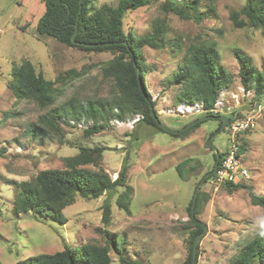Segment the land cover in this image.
<instances>
[{"label": "rangeland", "instance_id": "obj_1", "mask_svg": "<svg viewBox=\"0 0 264 264\" xmlns=\"http://www.w3.org/2000/svg\"><path fill=\"white\" fill-rule=\"evenodd\" d=\"M174 1L183 3L185 0ZM117 2L96 0V5H116ZM245 2L201 0L198 9L201 19L180 17L164 7L165 0H152L126 14L124 28L136 36L151 33L155 22L166 25L169 45L158 49L145 46L143 54L149 69L148 89L167 128L180 130L197 118L207 116L203 112L173 115L167 110L179 102L181 63L191 45L216 43L220 65L229 71L233 91L243 84L235 50L251 56L259 70L264 68L262 29L250 25L235 27L230 18V13L239 11ZM41 11L42 0H0V148L6 149L5 156L0 157L2 264H14L41 252L53 253L62 250L64 244L73 249L85 242L106 244L105 228L116 235L128 259L145 264L182 262L189 252L188 231L195 228L190 224L188 206L197 184L216 162L215 150L208 142L221 127V119L210 116L184 136L161 131L143 120L133 128L110 123L90 135L85 134L84 128L61 119H58V128L48 129L46 122L41 123L48 131L45 135L29 131L28 127L33 123L37 125L49 111L72 100L86 104L89 100H108L114 95L112 78L103 75V67L113 53L87 51L39 34L35 26ZM174 40L181 43V48L175 47V51L172 50ZM24 58L31 60L46 78L54 80V101L47 107L34 99H18L8 87L13 64H19ZM73 69L77 73H72ZM252 92L244 98L241 108L252 100L260 101L263 108L260 118L243 136L242 162L251 175L245 184L263 195L264 94L253 97L256 90L253 88ZM225 129L212 138V144L219 151L229 144ZM82 146L106 148L100 166L113 179L126 160L127 185L99 198L77 195L75 202L64 208L62 219L31 210L20 214L13 211L19 181L33 179L46 168H64V158L78 153ZM188 157L195 158L192 164L198 166L183 179L176 165ZM84 167L98 169L93 164ZM199 191L208 192L211 198L202 204L198 215V220L207 225V232L199 243L197 264H229L240 245L251 239L264 223V209L252 203L248 188L230 193L223 186L205 180ZM108 196L112 204V223L105 227L101 206ZM120 197L127 208L118 204ZM189 225L190 228L185 229ZM110 255V264H123L115 250H111Z\"/></svg>", "mask_w": 264, "mask_h": 264}, {"label": "trees", "instance_id": "obj_2", "mask_svg": "<svg viewBox=\"0 0 264 264\" xmlns=\"http://www.w3.org/2000/svg\"><path fill=\"white\" fill-rule=\"evenodd\" d=\"M151 1L118 0L116 5L103 3L97 6L96 0H42V11L35 26L39 34L52 36L61 43L87 51H111L113 53V57L103 67V75L112 78L114 95L108 100H89L86 104L80 102L76 104L72 100L61 108L49 111L37 125L34 123L30 125L29 131L42 136L47 131L41 124L43 122H46L48 129H53V127L58 128V119L86 116L94 120V125L84 130L85 134L90 135L105 129L107 121L115 115V108L119 110L117 113L119 117L124 118L128 113H141L144 116L142 120L146 123L176 136H184L201 125L202 122H198L187 130L170 131L159 125L151 114L150 103L154 105L159 117L156 101L147 85L146 77L149 69L145 63L143 48L145 46L154 49L167 47L169 45L167 28L164 22H155L152 32L143 36L126 32L124 28L126 14ZM200 3L201 0H185L183 3L165 0L164 7L182 18L201 19V13H198ZM230 18L235 27L250 25L261 28L264 34V0H246L239 11L234 10L230 13ZM74 36L76 42H73ZM175 47L181 48L178 40L173 42V51L176 50ZM235 57L240 65L242 83L246 87L254 88L256 97L263 96L264 68L259 70L253 65L251 56L244 54L240 49L235 50ZM220 62V52L214 42H203L188 47L181 63L178 101L185 100L192 103L200 101L207 109L211 108L217 100L218 92L231 86V75L220 65ZM137 67L141 68V78L146 94L140 87ZM76 71L73 69L71 72L77 73ZM10 75L8 87L18 99H34L42 107L53 103L56 91L54 80L46 78L31 60L24 58L19 64L14 63ZM205 113L207 116H213L211 112ZM222 124L223 120H221ZM241 148L244 151V145ZM105 149L102 146H82L78 153L64 158V168H46L40 170L33 179L19 181L16 184L17 191L12 202L13 211L20 214L31 210L43 216L62 219L64 208L73 204L77 195L88 199L99 198L106 193L110 194L119 186H126L128 163L126 160L123 161L120 170L117 171V177L113 179L109 172L100 166ZM5 154L6 149L0 148V157ZM214 154L217 160V154ZM193 161L195 158L188 157L176 165L183 179L187 178L188 172L197 169L198 165L192 164ZM85 164H93L98 169L86 168ZM214 166L215 164L213 168ZM213 175V173L209 175L206 182L211 180ZM246 181L248 179L242 182L227 181L220 186L230 193L241 188H248L252 203L264 209V194L255 193L250 186L245 184ZM109 197L101 206L102 222L105 227L112 223V204L108 200ZM210 198L208 192L199 191L195 217L191 215L193 197L189 203L190 224L195 228L188 231L189 252L186 258L178 264H192L193 241L203 230L198 215L202 204L207 203ZM118 204L127 208L121 197L118 199ZM188 228L190 225L185 226V229ZM103 232L106 236V244L85 242L77 245L75 249L64 244L62 250L30 255L14 264H110L111 250L117 252L123 264H145L141 260L126 258L116 235L107 228L103 229ZM199 254L200 244L198 256ZM254 261L264 264V223L251 239L240 245L229 264H253ZM0 264H2L1 260Z\"/></svg>", "mask_w": 264, "mask_h": 264}, {"label": "built area", "instance_id": "obj_3", "mask_svg": "<svg viewBox=\"0 0 264 264\" xmlns=\"http://www.w3.org/2000/svg\"><path fill=\"white\" fill-rule=\"evenodd\" d=\"M232 86L225 87L218 92L217 100L214 105L208 109L215 115L227 114L229 115V123L227 125V134L229 136V144L223 150V156L218 164L217 170L214 172L211 181L220 186L222 183L242 182L250 179V171L246 168L242 162L244 153L241 146L243 145L242 138L247 131H249L256 123V119L261 115L263 105L252 100L245 107L243 106V100L245 97L252 95L253 88L246 87L244 84L238 86L237 92L233 91ZM256 92L253 94V97ZM255 99V98H254ZM170 114L173 115H186L194 112L207 111L202 103L181 101L171 108L167 109ZM239 111V112H237ZM115 115L111 116L107 121V124H114L117 126L125 125L133 128L137 122L143 119V114L137 113L133 116L127 115L122 118L117 115L119 110L114 109ZM260 118V117H259ZM65 123L72 124L77 127L88 129L94 125V120L89 119L86 116L62 118Z\"/></svg>", "mask_w": 264, "mask_h": 264}, {"label": "water", "instance_id": "obj_4", "mask_svg": "<svg viewBox=\"0 0 264 264\" xmlns=\"http://www.w3.org/2000/svg\"><path fill=\"white\" fill-rule=\"evenodd\" d=\"M73 42H76L75 40V36L73 38ZM137 76H138V81H139V84H140V87L143 91L144 94H146V91L144 90L143 88V81H142V78H141V68L140 67H137ZM147 96V95H145ZM150 108H151V114L152 116L155 118V120L158 122L159 125L161 126H164L162 124V122L160 121L158 115L156 114L155 112V108H154V105L152 103H150ZM210 116H203V117H199L197 118L196 120L190 122L189 124H187L184 128L178 130V131H182V130H185L193 125H195L196 123L200 122V121H203L205 119H209ZM212 117H215V116H212ZM221 120H223V124L221 125V127L214 133V135H212L210 138H209V142H208V145L212 146L215 150V153L217 154V160L215 162V166L213 168L212 171H209L207 172L204 177L199 181V183L197 184V187L195 189V193H194V196H193V202H192V207H191V215L192 217H195V206H196V201H197V196H198V193H199V190H200V187L201 185L203 184V182L206 180V178L211 175L212 173H214L216 170H217V167H218V162H219V159L221 157V151H219L218 147L215 146L214 144H212V138L219 132H222L228 121H229V118L228 116H225V115H222V116H218ZM164 128L170 130V131H176V130H172L170 128H167L166 126H164ZM202 225H203V230L201 233H199L194 241H193V247H192V264H197V256H198V248H199V243H200V240L202 238V236H204L207 232V225L202 223L201 221H199Z\"/></svg>", "mask_w": 264, "mask_h": 264}, {"label": "clouds", "instance_id": "obj_5", "mask_svg": "<svg viewBox=\"0 0 264 264\" xmlns=\"http://www.w3.org/2000/svg\"><path fill=\"white\" fill-rule=\"evenodd\" d=\"M181 102V101H180ZM180 102H178V103H180ZM198 103H202L203 104V106L205 107V105H204V103L203 102H200V101H197ZM194 103V102H193ZM206 108V107H205ZM210 109V108H209ZM206 110L207 111H202L203 113H205V112H210L207 108H206ZM211 114H213V113H211ZM222 115H225V116H228V118H229V115H227V114H219V115H215V114H213V116H222ZM141 121V120H140ZM139 121V122H140ZM138 123V122H137ZM228 123H229V121H228ZM228 123H227V125H228ZM227 125H226V129L225 130H227ZM243 139V138H242ZM243 145H244V143H243ZM221 152H223V150L221 151ZM243 153H244V151H242ZM222 156L223 155H221V157H220V159L222 158ZM220 162V161H219ZM219 162H218V164H219ZM214 174V173H213Z\"/></svg>", "mask_w": 264, "mask_h": 264}]
</instances>
